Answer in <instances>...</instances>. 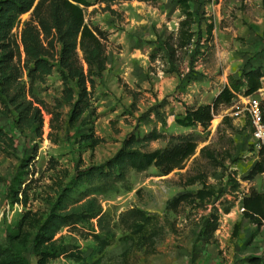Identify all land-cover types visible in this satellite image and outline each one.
<instances>
[{"label": "rangeland", "instance_id": "374dc122", "mask_svg": "<svg viewBox=\"0 0 264 264\" xmlns=\"http://www.w3.org/2000/svg\"><path fill=\"white\" fill-rule=\"evenodd\" d=\"M38 1L11 31L21 74L10 94L39 108L41 128L20 130L14 105L0 89V264L264 259V221L252 223L240 210L251 190L264 191V172L250 174L257 162L264 163V150L259 154L244 110L248 99L256 100L264 118V0H187L193 21L182 47L178 0H87L84 22L102 37L105 67L101 79L89 73L77 49L92 83L87 82L88 107L76 120L70 119L72 101L63 96L56 65L43 81L28 76L31 64L19 35ZM250 69L261 81L257 91L246 95L242 87L218 106L207 126L176 123L186 107L211 103L229 77L240 78ZM152 129L161 136L148 150L181 140L196 143L182 168L167 174L154 166L130 168L105 184L86 177L105 169L128 134L140 137ZM31 156L26 202L12 203L9 191ZM92 197L110 234L84 212L78 222L46 238L42 227L52 215L78 209Z\"/></svg>", "mask_w": 264, "mask_h": 264}, {"label": "trees", "instance_id": "16d2710c", "mask_svg": "<svg viewBox=\"0 0 264 264\" xmlns=\"http://www.w3.org/2000/svg\"><path fill=\"white\" fill-rule=\"evenodd\" d=\"M33 4L34 0H0V89L14 105L18 115L15 124L20 130L31 125L36 129L42 126L39 108H33L29 101H17V96L10 94L21 74L14 62L11 31L18 17L29 11ZM178 4L183 14L179 22V46L182 47L191 38L189 26L193 17L187 0H178ZM88 5L87 0H39L31 12L32 20L24 24L19 35L22 51L27 62L31 64L28 67L30 79L43 81L51 73L54 65L62 73L63 96L66 101H72L69 113L71 120L78 119L88 107L87 82L92 83L78 59L77 49L83 53V61L89 73L95 72L94 75L101 79L105 67L104 48L100 40L102 37L84 22L83 7ZM166 47L172 56L173 46L167 44ZM242 87L246 95L261 87L259 75L253 69L244 72L240 78L229 77L227 84L211 103L186 107L183 116L177 118L176 123L183 127L207 126L218 106L229 103L234 93ZM160 136L156 129L140 137L128 134L123 139L120 149L105 162V169L97 168L86 177L96 180L99 184H105L108 179L122 177L130 168L141 171L154 166L160 174L182 168L184 162L194 153L196 143L193 140H181L163 149L148 150L149 143ZM262 153L263 150L259 149V154ZM31 158L29 157V163H23L27 170L19 172L15 188L9 191L12 203L26 202V189L33 172L34 157ZM261 172H264V163L257 162L250 174ZM241 205L243 218L256 224L264 221V191L251 190L242 198ZM84 212L86 218L97 217L100 231L110 234V229L103 225L100 207L96 205L94 197L78 209L52 215L43 225V233L46 238L51 239L61 227L78 222ZM247 264H264V259L251 256L247 259Z\"/></svg>", "mask_w": 264, "mask_h": 264}, {"label": "built area", "instance_id": "2783aa9c", "mask_svg": "<svg viewBox=\"0 0 264 264\" xmlns=\"http://www.w3.org/2000/svg\"><path fill=\"white\" fill-rule=\"evenodd\" d=\"M244 110L250 117V122L252 125L251 136L256 143L258 149L264 150V118L260 112L258 102L256 100L248 99L244 103ZM239 111L235 110V114ZM242 211L243 208L240 207Z\"/></svg>", "mask_w": 264, "mask_h": 264}, {"label": "crops", "instance_id": "0c3cea01", "mask_svg": "<svg viewBox=\"0 0 264 264\" xmlns=\"http://www.w3.org/2000/svg\"><path fill=\"white\" fill-rule=\"evenodd\" d=\"M240 207H242V205Z\"/></svg>", "mask_w": 264, "mask_h": 264}]
</instances>
